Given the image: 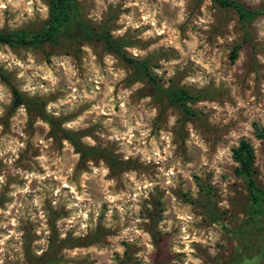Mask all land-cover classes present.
Masks as SVG:
<instances>
[{"label":"rangeland","instance_id":"obj_1","mask_svg":"<svg viewBox=\"0 0 264 264\" xmlns=\"http://www.w3.org/2000/svg\"><path fill=\"white\" fill-rule=\"evenodd\" d=\"M233 1L264 11V0ZM2 3L0 30L47 17L46 0ZM76 4L88 27L148 59L161 86L195 96V114L154 98L97 40L0 43V264H264V222L246 223L231 157L247 140L264 189V132L252 128L264 130V12L242 20L214 0ZM10 85L111 162L80 161L42 118L11 107Z\"/></svg>","mask_w":264,"mask_h":264},{"label":"trees","instance_id":"obj_2","mask_svg":"<svg viewBox=\"0 0 264 264\" xmlns=\"http://www.w3.org/2000/svg\"><path fill=\"white\" fill-rule=\"evenodd\" d=\"M214 1L234 8L242 20L264 12L262 10L246 9L233 0ZM46 6L47 17L40 27L37 29L0 30V43L16 48L54 44L62 38L80 41L97 40L106 51L114 54L131 68L133 78L143 80L149 86L154 98L164 99L168 104L177 106L183 117L195 114V111L188 106V103L194 101L195 96L188 93L181 86H161L157 82L156 76L148 69V59H136L126 53L124 48L127 41L123 37H114L105 29L95 30L82 21L76 0H46ZM0 79L6 80V75L2 69H0ZM10 93L12 108L23 106L29 113L42 118L48 124L49 136L54 139H66L72 145L74 151L78 153L80 161L97 156L108 163L111 162L110 155L104 154L102 149L83 145L74 132L61 128L57 117L47 115L44 112L41 100L24 95L13 85H10ZM252 128L256 137H262L263 128L255 122H252ZM231 157L237 163L235 172L242 178L247 190L246 223L257 226L260 222H264V189L256 183L253 176V152L249 142L244 139L238 140L237 145L231 148Z\"/></svg>","mask_w":264,"mask_h":264},{"label":"clouds","instance_id":"obj_3","mask_svg":"<svg viewBox=\"0 0 264 264\" xmlns=\"http://www.w3.org/2000/svg\"><path fill=\"white\" fill-rule=\"evenodd\" d=\"M4 5H3V3H2V0H0V7H3ZM50 108H51V105L49 106ZM68 127H72V125H68ZM94 143V142H93ZM105 171H107L106 169H105ZM0 179H2V178H0Z\"/></svg>","mask_w":264,"mask_h":264}]
</instances>
